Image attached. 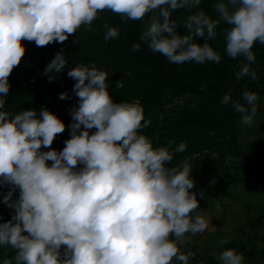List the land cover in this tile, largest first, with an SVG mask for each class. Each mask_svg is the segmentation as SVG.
Instances as JSON below:
<instances>
[{
	"label": "clouds",
	"instance_id": "clouds-1",
	"mask_svg": "<svg viewBox=\"0 0 264 264\" xmlns=\"http://www.w3.org/2000/svg\"><path fill=\"white\" fill-rule=\"evenodd\" d=\"M200 5L201 0H0V97H7L9 76L25 55L22 41L40 47L63 43L82 25L91 30L105 11L123 22L148 17L141 43H133L132 50L146 44L176 65L219 64L221 56L209 41L217 37L223 21L228 26L222 30L226 55L245 61L236 78L256 81L251 65L256 61L254 45L264 44V0H217V19L204 11L182 22L172 18L174 10ZM181 27L187 34H181ZM103 28L106 42L119 36L108 23ZM65 67L60 52L44 74H58ZM67 75L76 81L79 106L71 113V138L62 151L41 150L65 131L55 114L47 109L39 117L35 110L0 111V178L20 189L18 200L12 201V191L4 197L15 215L0 224V246L15 255L3 264H173L174 259L189 264L194 253L184 254L180 246L186 234L203 233L208 221L193 215L199 202L190 191L195 186L190 164L168 166L173 153L184 152L186 144L154 147L142 134L151 123L142 106L138 101L115 103L108 73L94 64L77 65ZM66 97L61 93L59 98ZM259 99L256 92L244 91L243 102L225 94L220 103L230 105L240 114V123L251 126ZM5 103L0 98V109ZM92 129L96 131L90 134ZM78 165L83 167L76 170ZM226 243L227 238L220 241L221 246ZM61 246H66L63 259ZM218 260L244 264L243 255L232 248L224 249Z\"/></svg>",
	"mask_w": 264,
	"mask_h": 264
},
{
	"label": "trees",
	"instance_id": "trees-1",
	"mask_svg": "<svg viewBox=\"0 0 264 264\" xmlns=\"http://www.w3.org/2000/svg\"><path fill=\"white\" fill-rule=\"evenodd\" d=\"M216 2L201 0L199 8L174 10L172 18L182 22L188 15L204 11L210 18L217 19ZM100 16L101 19L93 22L91 30L82 25L63 43L53 42L40 47L34 41H22L25 55L9 76V93L7 97H0L6 101L0 111L17 114L23 110H35L39 117L41 110L47 109L55 114L65 124V131L56 136L50 148L42 147L41 150L62 151L65 142L71 138V113L79 106V98L73 91L76 81L67 73L77 65L94 64L97 69L108 73L106 83L115 103L138 101L142 106L145 119L151 121L142 134L153 140L154 147L169 146L172 142L170 148L175 149L181 142L186 144L184 152L173 153L174 158L168 166L190 164L195 185L190 191L197 193L199 204L202 203L203 186L210 177L237 181L250 170L256 187L264 189V138L247 139L260 133L258 123L251 126L240 123V114L230 105L220 103L225 94H230L233 100H241L244 91H254L260 97L255 117L260 116L264 123V44L257 42L253 47L256 61L251 67L257 70L258 79H237L235 73L245 61L242 57L232 59L226 55L222 30L228 26L223 21L216 29L217 37L209 41L221 56L219 64L186 62L176 65L170 64L159 53L151 52L146 44H141L140 51L132 50L133 43H141L139 35L145 30L148 17L123 22L108 11ZM105 23L118 29L117 38L104 40ZM179 31L187 34L183 27ZM197 43L203 44V38H197ZM60 52L65 56L66 67L58 74L50 73L54 76L50 80L49 75L44 74L45 69ZM117 82L123 87L118 89ZM61 93H66L67 97L60 99ZM179 98L184 101L178 102ZM95 131L90 130V134ZM47 163L50 166L52 161ZM82 167L78 165L76 170ZM10 191L12 201L18 200L20 189L0 178V224L15 215V209L4 203V197ZM256 207L263 212L264 203ZM263 220L262 213L248 219L245 225L235 229L241 234L237 239L219 230H215V235L219 242L227 238L223 250L235 249L243 255L244 264H264V233L258 240L250 235ZM22 234L28 235L26 232ZM64 249L65 246H61V259L64 258ZM180 251L194 253L189 264H220L213 255L200 254L194 247L186 251L181 245ZM14 255L13 249L0 246V264ZM173 264L178 262L174 259Z\"/></svg>",
	"mask_w": 264,
	"mask_h": 264
},
{
	"label": "rangeland",
	"instance_id": "rangeland-1",
	"mask_svg": "<svg viewBox=\"0 0 264 264\" xmlns=\"http://www.w3.org/2000/svg\"><path fill=\"white\" fill-rule=\"evenodd\" d=\"M184 98H179L178 102H183ZM264 104V96L262 97ZM260 127V133L249 136L247 139L256 140L264 138V123L260 116L253 119ZM264 171V168H263ZM202 203L199 204L197 213L204 216L208 221V227L203 233L196 235L186 234V243L182 246L186 251L194 247L200 254H211L218 259L223 251L219 240L215 235V230H219L232 238H239L241 234L235 229L245 225L248 219L262 213L257 204L264 203V189L256 187L251 179V171L247 170L242 178L237 181H230L223 178H209L202 189ZM217 205L219 207H217ZM251 206L250 208H248ZM264 233V220L262 224L250 235L258 240Z\"/></svg>",
	"mask_w": 264,
	"mask_h": 264
},
{
	"label": "crops",
	"instance_id": "crops-1",
	"mask_svg": "<svg viewBox=\"0 0 264 264\" xmlns=\"http://www.w3.org/2000/svg\"><path fill=\"white\" fill-rule=\"evenodd\" d=\"M66 247V246H65Z\"/></svg>",
	"mask_w": 264,
	"mask_h": 264
}]
</instances>
